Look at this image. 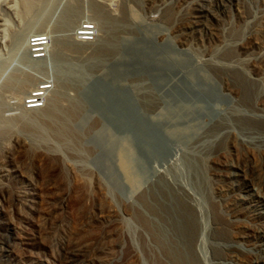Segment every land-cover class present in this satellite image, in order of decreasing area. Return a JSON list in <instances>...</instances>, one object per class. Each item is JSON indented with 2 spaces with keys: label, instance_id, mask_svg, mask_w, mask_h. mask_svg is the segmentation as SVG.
Here are the masks:
<instances>
[{
  "label": "rangeland",
  "instance_id": "374dc122",
  "mask_svg": "<svg viewBox=\"0 0 264 264\" xmlns=\"http://www.w3.org/2000/svg\"><path fill=\"white\" fill-rule=\"evenodd\" d=\"M96 2L100 1L46 0L31 13L20 5L21 0H0V26L4 25L0 27L4 31L3 35L0 31V187L4 184L22 197L17 204L0 189V264H156L157 255H165L158 253L160 248L144 223L151 214L146 199L154 204L155 196L164 201L169 195L170 218L183 223L181 200L170 188L179 191V185L193 189L204 213L203 225L208 229L202 252L207 264H262L264 198L250 185L246 171L248 168L249 177L264 185V173L255 165L256 152L264 147L239 141L236 134L242 129L230 121L232 137L223 139L231 144L220 154L221 148L215 147L209 132L232 110L253 113L239 106L237 96L221 82L219 67L233 64L243 69L254 81L249 82L253 96L262 94L264 78L255 80L245 56L236 49L229 51L227 45L199 28L213 0H198L197 8L182 0L180 4L179 0H113L98 6ZM108 3H113L109 9ZM251 5L255 11L261 10L255 8V2ZM100 6L106 12L103 17ZM128 6L137 10L138 19L127 15ZM233 14L230 11L228 19L236 24ZM85 15L93 19L88 17L89 23H97L98 37L90 44L75 41L77 52L66 51V43L76 35ZM189 19L194 26L187 38ZM243 28L237 31L244 34ZM35 36L45 51L41 61L30 53L29 44ZM108 40L113 41L114 49H103L99 55V47ZM130 49L143 51V57L136 53L139 62L127 54ZM232 53L236 60L230 63L223 56ZM114 63L122 64L123 83L135 84V106L147 114L150 123H156L155 133L134 132L92 98V81L109 74ZM42 81L52 85L51 92H46L41 108L26 109L31 88ZM153 96L158 101L151 99ZM43 97H35V105ZM59 99L62 102L57 105ZM147 101L153 104L152 109H147ZM52 108L55 118L46 115ZM42 121L52 129L41 128ZM15 138L37 147L38 154L59 151L81 177H92L93 198L73 199L68 206L55 201L49 179L56 172L41 156L28 152V157ZM203 138L204 145L200 143ZM197 169L201 172L195 173ZM110 208L115 215L102 218L101 212ZM54 210L58 216L53 215ZM217 214L234 236L231 241L224 243L214 237ZM71 224H78L79 234L89 242L88 250L84 247L85 258L67 251L66 238L74 231ZM167 227L163 228L167 236L177 239L175 228ZM183 236L180 234L179 244L184 248ZM20 239L26 244H19Z\"/></svg>",
  "mask_w": 264,
  "mask_h": 264
},
{
  "label": "bare ground",
  "instance_id": "6f19581e",
  "mask_svg": "<svg viewBox=\"0 0 264 264\" xmlns=\"http://www.w3.org/2000/svg\"><path fill=\"white\" fill-rule=\"evenodd\" d=\"M45 1L46 0H21L22 4H20V5L23 6L25 11L31 12L38 5H41ZM182 1H185V2L189 1V4H190L189 6H191V7L194 6L195 8H197V6H199L198 0H182ZM75 2L77 3V1H75ZM213 2L214 3L211 4V7L209 8L208 14L206 15L207 18H206L205 22L199 28H201L203 33H209L212 37L215 38V40L217 42H220L221 44L227 45V48L229 49V51L233 52V50L236 49L235 51L238 52V54L245 56L247 58L248 64L250 65V68H251L249 72L252 74H250V75H255L256 76L255 80H258L260 77L264 78V0H213ZM252 2H255V8L261 7V10L259 12L253 10L254 5H251ZM17 3H19V2L17 1ZM178 4H180V0H179ZM46 6H47V4H46ZM46 6H43V7L46 8ZM97 6H98V4H97ZM112 6H113V3L112 4L108 3V5H106V7H108V9L111 8ZM100 8H101V6H100ZM24 10H23V12H24ZM100 10H101L102 17L105 16L106 15L105 10L102 8ZM100 10H99V12H100ZM96 11H97V9H96ZM230 11L234 13L233 14L234 17L237 18V20H238L236 22V24H233L228 19V18H230L228 16ZM127 12H128L127 15L129 17H131L133 19L139 18V14L137 13V10H135L131 6H128ZM113 13H114V10H113ZM170 13H172V12H170ZM170 13H169V15H171ZM25 14H26V12H25ZM107 16L109 18V15H107ZM1 26H4V25L1 24ZM184 26H185V24H184ZM193 26H194L193 22L189 19V24H187V26H185L186 32L183 31L186 34V36H184V37L188 38L190 35H192L191 33L193 32ZM241 27L245 28V29L243 28L244 34H240V32L237 31V30L241 29ZM1 29H0V31L2 32ZM83 29L87 30V28H84V27H83ZM181 29H183V28H181ZM1 32H0V34H1ZM3 32H2V35H3ZM76 35H77V32H76ZM76 35L73 36L66 43L67 44L65 47L66 51L74 50L77 52V50L73 48L76 45L75 44V41L77 38ZM3 37H1V38L3 39ZM21 43L22 42H20L19 44L21 45ZM80 43H82V42H80ZM25 44H26V42H25ZM87 44H90V43H87ZM38 46H41V41H38ZM230 49H232V50H230ZM40 51H42L45 54V51L43 48ZM223 57L225 58V60H227L230 63L233 60H236L235 54H233V55L226 54ZM238 67L236 65H233V64H225V65L219 67L218 69H220L222 71L221 73L219 72V74H220L219 77L221 79V82H223L224 86L231 92V94L232 95L235 94L237 96L236 98L238 99L237 101H239V103H238L239 106H242V108H244V106H246L253 113L248 115V114L242 113L240 111L241 108L239 110L235 109V110L228 112V114H226V116L222 117V119L219 121L218 124H216L215 126L213 125L214 126L213 129H211V131L209 132V139L210 138L215 139V141H214V143H215L214 145H216L215 147L221 148L219 150V153H220V151H222V149H226L227 147H229V144H231V143H229V141L227 142V138L223 139V136L228 137L230 135V137H232L231 132H230V129L232 128V125H231L232 122H230V121H234L236 123V125L239 126L240 129H242L240 132V135H239V133L236 134V137L239 141L246 140V141H249L253 146L256 145L258 147H264V90H263L262 94H260V96L259 95H257L258 97L253 96L254 93H253L251 86H249V82H254V81L250 77H248L244 71H242L243 69L240 70ZM214 69H216V68H214ZM18 77H19V74H18ZM16 78H17V76L14 77V80H16ZM26 79L27 78H24V80H26ZM262 82H264V81L262 80ZM51 86L52 85L48 81H44V82L42 81L40 83L38 82L36 87L34 86L35 88H33V89L31 88V92L29 94V97H31V98L41 97V96L43 97V95H45L46 92H48V90L51 88ZM263 88H264V85H263ZM21 90H22V88H21ZM136 95H138V94L136 93ZM152 98L155 99L154 96L151 97V99ZM137 99H136V101H137ZM155 100H157V99H155ZM58 101H59V103L57 105H59L60 102H62L61 99H59ZM144 101L146 102V98ZM260 102H261V104H260ZM153 103L155 104V102H153ZM150 105H149V101H147V103H146L147 109H149V108L152 109L151 106H153V104L151 106ZM232 106H234V105H232ZM48 109H49V107H48ZM154 109H155V107H153V110ZM191 109H193V108H191ZM155 111H157V110L155 109ZM261 113H262V115H261ZM46 115L52 116L53 118L56 117V113L54 112L53 108H52V110L51 109L48 110ZM0 122H1V118H0ZM40 125H41V128H45V129H50V128L52 129V127H53L50 123H48L46 121H42ZM31 131L32 130H30V132ZM3 132L5 133V131H3ZM233 137L235 138V136H233ZM204 138H206V137H204ZM204 138L202 141L200 139V143H202V145H204L206 142V139L204 140ZM14 140L17 143V145H20V147H23L24 150L27 151V154L29 152L30 155L41 156L42 161L44 163H46V165H48L54 169V173L55 172L56 173H55V175H52L53 177H51L49 179V182H50V185H53L52 190H54L53 195H54L55 201L61 202L62 205L68 206L69 203L73 199H77V198L79 199L80 198L81 200L82 199L85 200V198H86L88 200L90 198H93L92 197V196H94V194L92 195V193H93L92 186L93 185L91 184L92 180L90 179L92 177H87L86 174L84 175V178L81 177L82 174L81 173H80L81 175L78 174L79 171L77 172L76 169L73 170L72 168H70L67 165L66 160H64V158L60 155L59 151L53 149V150H47V152L45 154H43V153L40 154V151H39V154H38L37 150H36L37 147L34 148L31 146V144H30V146H28V144H26V141L22 140V138H15ZM244 143H246V142H244ZM239 144L240 143H238V145ZM196 145L198 148L199 145L198 144H196ZM236 147L234 145V149ZM238 147L240 149V146H238ZM234 149H233V151H235ZM208 150H210V149H208ZM211 150H214V149L211 148ZM255 151H257V150H255ZM256 153H258V156L256 155L258 158V162L255 165H259L260 169H262L261 173H262V171L264 173V150H262L260 152H256ZM217 155H218V153H217ZM222 155L224 156V154H222ZM25 156H27V155H25ZM28 157H29V154H28ZM215 161L217 162V160H215ZM200 172L201 171H199L198 169H197V171H195V173H200ZM217 172H218V170H217ZM246 172H247L246 176H247V179H248V182L250 183V185H252V187H255L257 192H260L261 198H264V185L261 184V182L259 183L258 181H255L249 177V175H248L249 169L248 168H247ZM242 174L243 173H241V175ZM93 175H94V173H93ZM85 176H86V178H85ZM88 176H90V175H88ZM133 186H135V185H133ZM179 186H180V187H178L179 191L181 190L183 192V194L181 192H179L177 190V188H175V187L173 188L171 186L170 188L175 189V191L179 194L178 195L176 193L178 200L179 199L181 200L180 206L182 205V208H183V211L180 210L182 213V214H180V216L183 215L181 217L183 223L180 222L179 220L177 221V219H175L174 217H173V219L170 218V215H171V211H170L171 206L169 204L170 199H168L169 195L167 196L166 193H165V195H166V198L168 199V200L166 199L167 201L166 200L163 201L160 198H157V196H155L153 199V201H154V204H153L149 201L150 198L146 199V201H147L146 204L149 205L148 208L150 209L149 211L151 212V214H150V217L145 216L146 218L144 219V223H145V225L147 224L149 234L155 240L157 247L160 248V251L158 250V253L160 255H165V257H162V258L159 255H157V259L155 260L156 261L155 263L156 264H207L206 260H208V259H206L207 257L204 256L205 251L202 252L203 246H205L207 244L206 243V231L208 229L207 226L205 227L203 225V217H204L203 214L204 213L200 208V203H198L197 198L194 195V192H192L193 189L186 187V185L185 186L179 185ZM136 187H138V186H136ZM136 187H134V188L138 189ZM0 189L4 193H8L13 198L12 200H15L17 204L22 202V197L20 195L21 192L20 193L18 192L16 194H12L13 193L12 189H10V187H8L4 184L0 187ZM175 191H172V192H175ZM75 195H76V197H75ZM261 201H262V199H261ZM164 203L167 205H165ZM172 211H173V209H172ZM50 212H52V211H50ZM219 212H220V210H219ZM56 213H58V211L55 212V210H54L53 215L58 216V214H56ZM108 214H110V216H112V217L115 215L112 208H110L109 210H106V212H101V217L102 218H104V217L108 218V217H110V216H108ZM219 214H217V216L215 215L216 216V218H215L216 219L215 220L216 226H215V230L213 233H214L215 238H218L220 240H224V243H225L226 240H228V239H230V241H231L232 237L234 239V236H232L228 227L225 225L226 223H225L224 218L223 217L221 218ZM39 215H41V214L39 213ZM152 215L155 216V218H152ZM221 215H223V214H221ZM54 217H56V216H54ZM82 218L83 217H81V220H82ZM225 219H226V217H225ZM71 225L70 226L72 229L74 228V231H72L71 235L70 236L68 235V237L66 238L67 239L66 247H67V249H69L67 251H68V253L73 252L75 255L79 256L80 258H85L86 253L84 255V247L86 250H88V247L90 246L89 242L86 240L84 235L79 234L80 228H79L78 224L77 225L71 224ZM165 225H166V227L170 226L171 228H175V231L178 234V235H176V236H178L177 239L176 238L172 239L170 236H167V233H165L163 230ZM39 226H40V229H42V226L41 225H39ZM167 228H169V227H167ZM171 228H170V230H171ZM180 234L184 235L183 240L186 241V244L184 243L185 246L183 245L184 248L181 247V245H180L181 243L179 244ZM19 242H20L19 244H26V240H24V239H20ZM227 245H228V243H227ZM237 252H239V250ZM241 254L242 253H240V257H241ZM237 255H239V254L237 253ZM237 255L234 253V256L237 257V260H238L239 257ZM240 261L241 260H239V262ZM262 264H264V259L262 260Z\"/></svg>",
  "mask_w": 264,
  "mask_h": 264
},
{
  "label": "water",
  "instance_id": "95a60500",
  "mask_svg": "<svg viewBox=\"0 0 264 264\" xmlns=\"http://www.w3.org/2000/svg\"><path fill=\"white\" fill-rule=\"evenodd\" d=\"M112 42L113 41L109 40L103 42L104 45L102 43L99 47V55H101L103 49L115 47ZM136 53H142V57L144 56L143 51H137L133 49H130L127 54L132 55L131 57L133 58V60L139 62ZM111 56H113L112 53ZM136 64L137 63L135 62V65ZM110 68L111 69L109 74L105 76L98 75L97 78L92 81V98L94 99V101H97L105 108H109L107 109V111L111 110L112 113L118 115L120 119H123L126 122V126L130 127L134 132H137L141 135H148L149 133L151 134V131L152 133H155L156 129L154 128V126L156 125V123H150L146 118L147 114L143 115V113L141 112L142 109L140 108V110L135 106V99H137L136 91L134 90L135 84L123 83L126 74L123 71L122 64L114 63Z\"/></svg>",
  "mask_w": 264,
  "mask_h": 264
},
{
  "label": "built area",
  "instance_id": "2783aa9c",
  "mask_svg": "<svg viewBox=\"0 0 264 264\" xmlns=\"http://www.w3.org/2000/svg\"><path fill=\"white\" fill-rule=\"evenodd\" d=\"M95 1V0H94ZM98 1V0H96ZM100 2H96V3H104V2H108V1H113V0H99ZM89 15H85L84 21L80 22L77 26V29L75 31H77V35H76V41L77 42H82V43H93L95 41V39L98 37V25L95 22L94 25L93 23H89V18L91 19V17H89ZM83 20V19H82ZM93 20V19H91ZM85 25V27L83 26ZM82 27V28H81ZM87 28L86 29H83ZM89 29V30H88ZM38 37H32L30 44H29V48H31L30 53L32 54V58L35 59L36 61H41L44 58V53L40 50H42L41 47L38 46V41L39 39H37ZM33 99L36 98H28L27 99V105H26V109L28 110H32V109H37V108H41L44 104V100H45V95L43 97V101H40V104L35 105L33 101Z\"/></svg>",
  "mask_w": 264,
  "mask_h": 264
}]
</instances>
